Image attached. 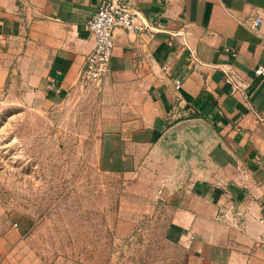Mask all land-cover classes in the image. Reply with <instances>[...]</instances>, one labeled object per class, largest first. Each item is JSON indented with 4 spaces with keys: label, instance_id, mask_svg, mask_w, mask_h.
<instances>
[{
    "label": "crops",
    "instance_id": "obj_1",
    "mask_svg": "<svg viewBox=\"0 0 264 264\" xmlns=\"http://www.w3.org/2000/svg\"><path fill=\"white\" fill-rule=\"evenodd\" d=\"M103 1L0 0V91L12 83L26 99L53 102L82 90L95 47L88 22ZM133 2L152 30H116L110 74L93 86L107 108L98 163L158 179L184 264H264V77L255 73L264 25L252 28L264 0ZM180 146L201 155L181 156ZM0 264H17L6 240Z\"/></svg>",
    "mask_w": 264,
    "mask_h": 264
},
{
    "label": "rangeland",
    "instance_id": "obj_2",
    "mask_svg": "<svg viewBox=\"0 0 264 264\" xmlns=\"http://www.w3.org/2000/svg\"><path fill=\"white\" fill-rule=\"evenodd\" d=\"M98 89L53 102L26 99L12 83L0 91V241L17 264H184L153 178L98 163L107 118ZM191 149L178 153L198 159Z\"/></svg>",
    "mask_w": 264,
    "mask_h": 264
},
{
    "label": "built area",
    "instance_id": "obj_3",
    "mask_svg": "<svg viewBox=\"0 0 264 264\" xmlns=\"http://www.w3.org/2000/svg\"><path fill=\"white\" fill-rule=\"evenodd\" d=\"M264 25V18L257 16L252 21V28L260 30ZM88 29L92 34L95 47L85 62V66L80 73V84L85 86H100L110 74L111 63L115 48L116 30H124L129 34L140 36L146 31H151L150 25L141 17L134 8L133 0H104L97 8L96 13L88 22ZM233 58L238 56L234 50L227 49ZM193 58L197 60L196 56ZM167 72V68L163 67ZM257 76L264 77V66H259L255 71ZM232 82L233 77H229ZM175 89L178 91L182 87L181 80H175ZM51 89L60 93L55 84ZM194 113V111H191Z\"/></svg>",
    "mask_w": 264,
    "mask_h": 264
},
{
    "label": "water",
    "instance_id": "obj_4",
    "mask_svg": "<svg viewBox=\"0 0 264 264\" xmlns=\"http://www.w3.org/2000/svg\"><path fill=\"white\" fill-rule=\"evenodd\" d=\"M191 122H184L180 125H178L173 131L176 133V132H179L180 134L183 132L182 130L183 129H187L191 126Z\"/></svg>",
    "mask_w": 264,
    "mask_h": 264
}]
</instances>
